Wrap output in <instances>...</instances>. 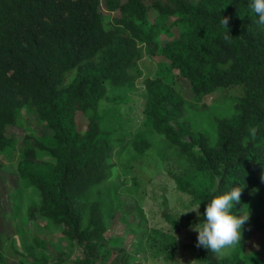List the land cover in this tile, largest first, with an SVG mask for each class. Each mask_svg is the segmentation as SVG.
I'll return each instance as SVG.
<instances>
[{"label":"trees","instance_id":"trees-1","mask_svg":"<svg viewBox=\"0 0 264 264\" xmlns=\"http://www.w3.org/2000/svg\"><path fill=\"white\" fill-rule=\"evenodd\" d=\"M101 1L0 0V157L17 142L6 129L21 127L18 172L39 195L40 217L80 250L75 264H146L130 262L128 249L107 236L108 202L118 194L106 185L120 147L130 143L145 165L163 168L193 205L201 202V213L204 199L233 186H245L238 207L264 206L253 192L264 182V25L249 0H104V8ZM143 54L165 61L144 79L136 123L127 98ZM178 82L190 86L189 97ZM208 95H215L209 105ZM154 133L164 139L158 148ZM123 168L142 169L132 158ZM196 238L199 263L264 264V247L247 252L241 240L223 255L197 247ZM0 260L8 264L1 243Z\"/></svg>","mask_w":264,"mask_h":264},{"label":"rangeland","instance_id":"rangeland-1","mask_svg":"<svg viewBox=\"0 0 264 264\" xmlns=\"http://www.w3.org/2000/svg\"><path fill=\"white\" fill-rule=\"evenodd\" d=\"M172 31L174 36L177 35L175 28ZM166 37L170 38L165 34L160 35V38ZM161 61L165 59L143 54L138 62L142 75L136 79V90L127 98V103L136 115V123H140L143 117L144 79L159 70ZM180 83L177 85L182 86V92L189 97L190 86ZM217 95L216 98L223 97V94ZM214 96H206L204 102L209 105ZM113 102L110 98L105 99L101 106L109 107ZM22 114L25 123L36 131L40 128L33 112L24 108ZM78 125L80 128H86L87 125V120L81 113H78ZM6 133L14 134L17 138L13 154L10 157H0V243L6 262L75 264L74 260L80 255V250L65 238L61 226L40 217L36 208L39 195L32 185L22 182L18 172L19 152L24 146L22 138L25 131L19 126H12L6 129ZM150 138L157 148V142L164 140L156 133L150 135ZM123 147L115 151V173L106 185L109 190L116 189L118 194L117 199L112 196L108 202L107 236L111 237V242L115 244L117 241V244L128 249L130 262L141 260L146 264H202L197 262L191 245L197 232L192 230L188 219L190 215L197 214L195 211H187L194 206L189 196L176 189L174 181L163 168L149 167L142 157H135L130 143L122 150ZM127 158L139 162L142 169H124ZM254 195L257 198L264 196V182ZM250 211L242 237L247 252L264 247V206L255 203ZM168 216L179 225H174ZM132 222L136 226L140 224L138 234L132 228L133 225H130ZM167 236L175 239V249L167 250V246L173 241L167 242ZM171 246L172 244L169 245ZM233 248H224L220 253L227 254ZM0 264H3L1 260Z\"/></svg>","mask_w":264,"mask_h":264},{"label":"clouds","instance_id":"clouds-1","mask_svg":"<svg viewBox=\"0 0 264 264\" xmlns=\"http://www.w3.org/2000/svg\"><path fill=\"white\" fill-rule=\"evenodd\" d=\"M103 1H101L102 8H104ZM249 6L258 17L257 23L264 25V0H249ZM220 23L227 25V17H224ZM227 38L225 35V39ZM261 179L264 180V174ZM244 187L233 186L227 191L217 192L210 198L204 199L206 204L203 213L199 211L201 202L187 210L195 211L198 217V222L191 225L192 230L197 232V247L203 246L207 250L219 252L240 243L245 222L251 215L247 204L241 203L239 207L237 206ZM257 190L253 189V192Z\"/></svg>","mask_w":264,"mask_h":264}]
</instances>
